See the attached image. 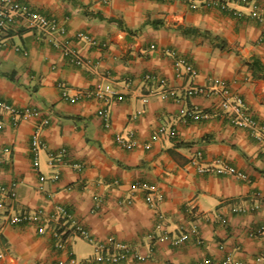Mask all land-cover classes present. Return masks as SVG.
Listing matches in <instances>:
<instances>
[{
    "label": "crops",
    "instance_id": "obj_1",
    "mask_svg": "<svg viewBox=\"0 0 264 264\" xmlns=\"http://www.w3.org/2000/svg\"><path fill=\"white\" fill-rule=\"evenodd\" d=\"M17 1L56 18L68 36L84 32L96 43L75 41L91 60L78 66L57 37L0 19V100L35 106L48 119L44 145L34 149L35 119L13 122L0 110V185L15 183V197L0 201V264L67 263L69 253L78 264H220L228 254L264 264V234H251L264 225V138L233 125L218 93L185 92L223 81L264 127V0H226L225 9L203 0L197 7L185 0ZM179 57L195 75L175 74ZM97 88L107 94L95 95ZM200 111L208 117L188 114ZM221 165L248 178L219 173ZM22 210L61 217L66 248L35 222L8 221ZM76 223L91 240L71 232ZM182 232L188 238L172 244ZM110 237L128 247L115 263L96 259Z\"/></svg>",
    "mask_w": 264,
    "mask_h": 264
},
{
    "label": "built area",
    "instance_id": "obj_2",
    "mask_svg": "<svg viewBox=\"0 0 264 264\" xmlns=\"http://www.w3.org/2000/svg\"><path fill=\"white\" fill-rule=\"evenodd\" d=\"M172 1V0H164ZM191 7H197L199 5L198 1L195 0H185ZM239 3H243L246 0H235ZM202 3L205 6L220 7L225 9L227 7L226 0H203ZM238 13V12H237ZM236 13V14H237ZM239 14V13H238ZM0 19L4 23H14L20 26H25L28 28L35 29L38 33L47 36V37H57L56 45L59 46L61 52L66 58L75 65H91V60L85 57L79 50L74 46L76 40L86 41L90 44H95V39L84 32H79L75 37H70L67 35L66 28L63 23L58 21L52 16L45 15L44 13L31 8L26 3H22L17 0H0ZM2 43L0 42V47ZM16 49H19L16 47ZM174 71L175 74L180 76L181 74L195 75L196 70L192 64L185 59L184 57H179L174 62ZM161 82L164 79H159ZM58 88L61 90L63 97H68V91L65 83L59 81L57 83ZM187 95H210L212 93H218L221 96L220 107L225 113V116L228 120L235 126L241 128H247L253 136L258 139L264 138V127L253 117V115L244 108V104L241 100V97L234 95L229 87L223 81H217L213 85H188L185 88ZM95 95L104 96L107 93H104L99 88L94 90ZM173 95L172 91L164 93V95ZM0 110L8 112L13 122H18L20 119L33 118L35 119L34 129L31 135V146L34 149H38L44 145L43 141L40 138V130L47 123L48 119L43 117L39 108L32 106L26 108L16 107L8 102L0 100ZM104 120H107L106 111H102ZM192 117L197 118H207L208 112H189ZM171 136H174L175 130L171 129L169 131ZM131 135V134H130ZM118 141L125 148L132 147L133 143L128 138H123L120 135L118 136ZM200 153H198V156ZM76 169L81 170V165L77 164ZM201 170H205L202 167ZM216 171L219 173H229L239 176L242 179H247L248 175L245 172L239 171L233 166L221 165L216 167ZM15 183H10L8 186L0 185V201L3 197L8 196L10 198L15 197ZM147 200H150V196L147 195ZM236 210H240V207H235ZM242 210V209H241ZM163 214L158 212V225L160 226L161 221L163 220ZM52 218L54 222H52ZM42 217L39 212L33 211H19L14 213L8 218L10 223H26V222H35L38 224V231L44 233L46 230L49 231L51 237L53 238V244L57 248L65 249L68 243L67 230L64 228V223L61 221V217ZM72 233L80 238L91 240V235L89 232L80 224L76 223L71 229ZM191 233H196L195 229L190 231ZM252 235H261L264 234V225H260L256 229L251 231ZM189 232H182L178 236L170 238L172 244L178 245L183 243L188 238ZM198 242H200L199 236H197ZM128 250L126 244L110 237L107 241V244L101 245L97 249L96 259L104 262L115 263L123 258L124 254ZM136 258H141L138 253H133ZM57 264H78L75 257L72 253H69V258L67 263L58 262ZM196 264H213L212 259L206 258L205 260L199 261ZM220 264H240L239 261L234 260L229 254L226 255L220 262Z\"/></svg>",
    "mask_w": 264,
    "mask_h": 264
}]
</instances>
